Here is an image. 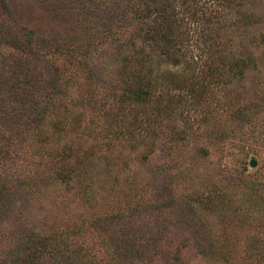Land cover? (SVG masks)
<instances>
[{
  "label": "rangeland",
  "instance_id": "rangeland-1",
  "mask_svg": "<svg viewBox=\"0 0 264 264\" xmlns=\"http://www.w3.org/2000/svg\"><path fill=\"white\" fill-rule=\"evenodd\" d=\"M158 6L154 0H0V59L22 47L24 34L33 36L36 47L51 46L25 61L16 72L18 81L15 75L0 77V117L7 124L0 128V145L9 152L0 171V264H20L31 260L27 252L36 254L28 246L19 260L13 259L17 252L4 256L19 234L20 241L38 234L52 244L57 237L64 241L54 258L38 256L34 264H217L218 251L231 264H241L248 239L256 234L253 226H244L264 215V204L256 203L259 196L264 200V47L259 42L264 0H245L243 10L230 15L232 6L209 0L202 5L201 16L219 21L213 28L221 30L215 37L220 46L257 52L255 69L242 78L202 77L206 28L194 19L170 35L172 43L182 38L185 45L179 51L174 46L179 66L164 65L161 50L148 43L151 70L145 72L160 80L158 94L172 103L148 129L144 125L139 140L128 134V126L136 116L142 124L144 110L120 97L129 65L122 58L138 57L139 46L128 40L142 44L139 37L156 26ZM39 80L60 92L51 117L61 127L40 137L30 128L36 111L17 93L28 81L30 88L36 84L35 99L45 92L38 94L39 88L46 90ZM196 88L205 91L200 100L186 95ZM155 106L149 100L144 109L154 113ZM111 120L116 124L107 126ZM80 151L88 156L81 164L83 178L60 181L52 164ZM214 190L224 200L221 211L200 215L205 218L200 235L193 225L184 226L174 201L206 198ZM119 242L126 252L117 250Z\"/></svg>",
  "mask_w": 264,
  "mask_h": 264
},
{
  "label": "trees",
  "instance_id": "trees-1",
  "mask_svg": "<svg viewBox=\"0 0 264 264\" xmlns=\"http://www.w3.org/2000/svg\"><path fill=\"white\" fill-rule=\"evenodd\" d=\"M205 1L207 0H180L179 3H177L175 0H154V3L157 2L158 6V15L157 18H155L156 26L154 29L145 36L139 37L141 39V43L137 45L135 40L130 38L128 40L131 47H138L135 48L137 52L138 57H130L123 56V61L128 63V70L126 74L129 77H125L123 79V82H125L124 87H122L121 92L122 95L120 96L123 103H129V104H139L143 110L144 114H142L143 119H141V123L137 122V116L135 117L131 127L128 126L129 129V135H133V137L138 138L141 140L142 138L139 137L140 134L145 135V129L150 127V123H152L156 117H159V114L162 112H166L169 109V106L167 103H172L170 100H168L167 96L162 95L161 93L158 94V86H160V80L157 77H154L153 79H149L147 76V72H145V68L147 67L149 70L148 62L149 55L148 52H146L148 43H153L154 46H157L161 50V55L165 56L163 60L165 62L164 65H173V64H179L180 63V56L177 58L175 57L174 52V46L178 49L184 48L183 39H177L176 44L172 43L171 41V34L175 29L180 30V28L183 26V22L185 21V24L189 21H194L200 25V28L205 29L202 31L203 36L205 35L206 38H202L201 41L203 43V48L205 50V53L203 55L207 57V62L205 63L204 70H203V78L205 80H220V78H223L225 75L229 78H242L243 75L247 72V70H253L255 69L254 65V59L255 54L257 52H254L252 49L247 48L245 51H240L239 53L237 51L228 50L227 48L220 46L221 42H217L216 38L221 34V30L219 28H213L214 24H218L219 21H213L214 19H210L209 17L201 16L203 6L205 5ZM209 1H215L217 4L222 5L223 7L226 6H232L233 10L230 11V14L232 13H240L244 8L245 0H209ZM235 10V11H234ZM234 11V12H233ZM197 14H199L197 17H195ZM226 19V20H225ZM228 22L227 17L224 18V23ZM184 24V25H185ZM205 27V28H203ZM145 31H143L144 33ZM140 35V34H139ZM138 35V36H139ZM137 36V37H138ZM33 36L24 34V40L20 37L23 41L20 40L22 47L15 48L13 47V50L10 52H7L5 54L6 57L1 56L0 59V77L2 78H12V75H15V80L18 81L17 77L20 73L18 70H21L25 68V61L28 60V58L37 55L38 50L44 49V52L47 51V49L51 46L47 44L40 43L38 46L37 42L35 40H31ZM27 38V40H26ZM173 40V39H172ZM180 42V43H179ZM260 46L264 47V33L263 36L259 39ZM179 45V48H178ZM223 45V44H221ZM225 45V44H224ZM26 48H25V47ZM42 48V49H41ZM187 48V47H186ZM154 49V48H151ZM201 49V48H200ZM55 50V49H54ZM150 51V50H149ZM252 51V52H250ZM264 53V49L261 50ZM185 52V53H184ZM182 53L181 58H187L188 56V50L184 51ZM202 52V50H201ZM151 53V52H149ZM180 53V52H179ZM185 55V56H184ZM174 56V57H173ZM3 57V58H2ZM173 57V62H172ZM201 59V55L198 57ZM192 59H194L192 57ZM215 60V62H214ZM162 61V60H161ZM173 63V64H172ZM179 66V65H178ZM16 68V71H15ZM224 71V74H223ZM124 73V70H122ZM0 78V79H1ZM2 78V79H3ZM242 80V79H241ZM40 82H43L42 80H39ZM188 79H182L181 83L188 82ZM15 82V81H14ZM37 82V81H36ZM169 83L171 82V85L173 84L172 79L170 78ZM31 84V83H30ZM45 84L46 90H42L39 88V91L37 90L38 94L39 92L42 94L40 96H36L35 94V88L36 84H31V89L29 86V82L26 81L24 84V89L22 91L17 92L19 94V97L21 99V103L26 105L29 102V106L32 110H35L34 118L30 122V128L33 129V131L38 132L37 136L40 137L41 135H44L45 132H60V122L59 120H54V109L58 107V105L55 104V94L60 93L57 89L54 88L53 85H48L46 82H43ZM175 86V85H174ZM189 86H184V88H187ZM202 88V87H201ZM51 89V90H48ZM178 89V88H177ZM187 94L193 99L200 100L202 99L203 93L205 91H200L199 88L188 90ZM16 93V94H17ZM41 98V100H39ZM150 100L156 103V106L153 108L154 113H148L145 111V106L147 102ZM176 101V100H175ZM176 103V102H174ZM180 101H178L176 104L179 105ZM175 109V108H174ZM174 112L169 111L167 115H173ZM181 115V114H180ZM53 116V117H51ZM239 116V115H238ZM52 119V121H51ZM152 120V122H151ZM241 122H243V118L240 119ZM105 124L108 125H114L116 122L113 120L107 121ZM6 124L5 117H0V128L3 127ZM146 126V128L144 127ZM51 129H53L51 131ZM136 131H138L136 133ZM85 135V134H84ZM122 136H126L125 133H122ZM120 141V140H118ZM41 142L43 140L41 139ZM135 148H137L135 143H131ZM141 144V143H140ZM142 145V144H141ZM143 145H145L143 143ZM43 150V149H42ZM41 151V149H39ZM204 154H207L208 152L206 150H202ZM8 147L0 145V171L3 173L5 170L4 164H6L5 161V155L8 154ZM150 153V151H149ZM72 156V157H70ZM148 154L143 156V159H146ZM88 156L86 154V151H80L79 153L72 154L71 152L65 153V155H61L59 162V165H53L52 168L57 171L56 176L60 181H63L65 183H69L70 181L78 180L81 177V174L84 171V168L81 166L82 161L87 159ZM73 162V163H71ZM2 166V167H1ZM231 183L225 182V185L227 187ZM246 185V184H245ZM257 191V190H256ZM213 195L208 196L206 198L199 197H181L176 199L175 202V208L177 212H179L182 220L185 222H182L185 227H189L193 225V228L195 231H198L200 235H202V231L205 225H202L201 221H204L205 218L200 216L203 214H209V213H219L221 211V193L214 190ZM249 197L252 199L257 197V193H251L249 194ZM257 204H264V200L262 197L259 196ZM255 220V219H254ZM258 220V222H257ZM253 222V219L247 223V226L249 227L253 226L252 232L260 233V236L257 237L252 236L248 239V246L245 247L241 264L247 263V264H264V215L259 216V218ZM245 222V221H244ZM20 236V234H19ZM19 236L16 239V243L11 246L12 251H7L5 253V257L10 253V255H13L17 252V254L14 256L13 259H21L23 258V249L27 248L28 246L31 248L36 249V254L33 255L31 252H27V256L31 258V260L23 259L20 260L21 263L24 264H34L32 259L36 257H40V259H43L46 256H49L48 258L53 257L54 253H59L61 248L66 247L64 244V241L60 237H57L58 240L52 244L49 240V238L43 236L41 237L39 234L35 235V238L29 237L26 240L20 241L21 238ZM55 241V239H54ZM52 248L54 249L53 253ZM117 250L119 252H126L127 246L123 242H119ZM50 254H46V253ZM132 251H128V254H130ZM223 254H225L223 251H218V254L216 255L215 261L218 264L219 262H222L223 264H231V261L229 260V257L223 258ZM7 262V261H5ZM26 262V263H25ZM20 263V264H21ZM10 264V263H9ZM36 264V263H35ZM174 264V262H173Z\"/></svg>",
  "mask_w": 264,
  "mask_h": 264
},
{
  "label": "water",
  "instance_id": "water-1",
  "mask_svg": "<svg viewBox=\"0 0 264 264\" xmlns=\"http://www.w3.org/2000/svg\"><path fill=\"white\" fill-rule=\"evenodd\" d=\"M255 166H256V162L255 161L249 162V167L250 168H254Z\"/></svg>",
  "mask_w": 264,
  "mask_h": 264
}]
</instances>
